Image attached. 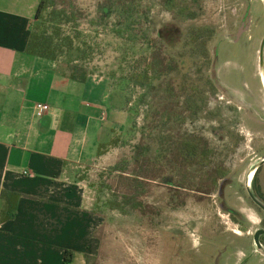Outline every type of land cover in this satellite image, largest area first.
Here are the masks:
<instances>
[{
	"label": "rangeland",
	"instance_id": "rangeland-1",
	"mask_svg": "<svg viewBox=\"0 0 264 264\" xmlns=\"http://www.w3.org/2000/svg\"><path fill=\"white\" fill-rule=\"evenodd\" d=\"M111 3L119 8L109 14L104 8ZM54 4L67 14L59 23L62 34L71 36L74 48L80 49L75 63L90 76L107 79L130 114L105 145L101 159L70 173L96 220V246L87 264H228L230 255L239 264L251 252L252 234L262 226V215L246 191L250 172L264 159L260 68L264 4L256 0H54ZM130 7L132 16L123 13ZM50 11L42 21L53 31ZM168 24L180 27L184 40L195 27L214 32L207 44L209 58L198 61L201 72L189 71L194 81L202 78L200 89L206 78L214 90L199 97V105L205 96L208 104L194 121L181 119L190 115L185 95L176 87L181 77L173 75L150 87L130 81L132 72L143 70L149 55L146 43L157 40L156 31ZM37 25L41 23L34 19L31 30ZM182 51L178 48L174 54ZM163 52L172 53L165 47ZM59 62L62 72L69 74L66 58ZM187 146L200 148L196 156L183 151ZM209 174L217 179L215 191L195 193ZM231 210L239 214L234 218Z\"/></svg>",
	"mask_w": 264,
	"mask_h": 264
},
{
	"label": "crops",
	"instance_id": "crops-1",
	"mask_svg": "<svg viewBox=\"0 0 264 264\" xmlns=\"http://www.w3.org/2000/svg\"><path fill=\"white\" fill-rule=\"evenodd\" d=\"M40 2L0 0V193L23 196L0 225V264H67L68 251V264H87L96 220L70 173L101 159L130 114L107 79L74 82L59 63L27 54ZM38 103L49 106L43 116Z\"/></svg>",
	"mask_w": 264,
	"mask_h": 264
},
{
	"label": "trees",
	"instance_id": "trees-1",
	"mask_svg": "<svg viewBox=\"0 0 264 264\" xmlns=\"http://www.w3.org/2000/svg\"><path fill=\"white\" fill-rule=\"evenodd\" d=\"M113 1V0H110ZM118 6L111 3L108 4L104 11L112 13L114 10H118ZM114 9V10H113ZM51 10V11H50ZM47 11H50L51 20L50 25L53 31L45 29L46 22H43L44 15ZM123 13L133 15L134 9L123 10ZM64 17L67 18V14L63 11H59L55 7L54 0H41L35 20L41 25H37L36 28H32L30 40L27 46V54L48 59L60 63L59 60L62 57L66 58L65 66L69 74L64 72L65 76H68L72 81L78 83H85L90 76L87 70L76 64L77 60L80 59V49L74 48V42L71 36H64L61 32L59 23H64ZM66 23V22H65ZM214 36V32L204 27H195L188 34L184 40V34L180 27L176 24H168L156 31L157 40H149L146 43V51L149 53L144 58V67L141 72H132L130 81L136 86L150 87L155 82H159L164 78H170L173 75L178 77L179 83L176 87L185 95V106L190 114L188 117H181L182 121L197 119L198 114L207 108V97L205 96L204 101L199 105V97L207 92H213V88H210V82L205 78L204 88L200 89L199 85L203 81L202 78L199 80H193L190 78L189 71L196 68L199 73L201 67L198 66V61L203 58H209V52L207 49L208 42L211 41ZM158 42L162 46H158ZM181 46V47H180ZM170 50L172 53L167 56L162 48ZM178 48L183 51L180 54H174ZM188 49V52L185 51ZM189 54L188 56H186ZM61 67V66H60ZM198 73V74H199ZM209 86V87H208ZM189 89L191 93L189 94ZM187 95V97H186ZM191 142L193 140H190ZM105 145L101 146L99 150V156L103 155V149ZM199 147H186L183 149L184 152H189V155L196 156V152L199 151ZM207 155L206 159H209L208 147L203 149ZM214 175L207 176L199 186L196 188L195 193L209 195L215 191L217 186V179ZM194 192V191H193ZM23 196L14 192L2 191L0 193V225L15 219L17 215V206L19 200ZM73 252L68 251L65 257V263H70L72 260ZM87 263L92 259V256H86Z\"/></svg>",
	"mask_w": 264,
	"mask_h": 264
},
{
	"label": "flooded vegetation",
	"instance_id": "flooded-vegetation-1",
	"mask_svg": "<svg viewBox=\"0 0 264 264\" xmlns=\"http://www.w3.org/2000/svg\"><path fill=\"white\" fill-rule=\"evenodd\" d=\"M256 1L264 4V0H256ZM249 22L251 23V21ZM259 164L260 165L256 166V168L252 169L254 174L252 178L249 177L250 184L248 185L246 192L250 201L253 203V207L256 209L257 213L262 215V220H261L262 226L252 234L250 239L251 252L248 255H245L244 256L245 258H243V260L239 264H264V255L261 254L259 251H257L256 248V237H258L261 246L264 248V209L261 208L253 199L254 196L264 205V164H261V162ZM261 173L263 174V178L260 181ZM230 214L235 218L239 213L236 210H231ZM222 257L223 255L220 256V258ZM227 261L228 264H234L235 256L230 255Z\"/></svg>",
	"mask_w": 264,
	"mask_h": 264
},
{
	"label": "water",
	"instance_id": "water-1",
	"mask_svg": "<svg viewBox=\"0 0 264 264\" xmlns=\"http://www.w3.org/2000/svg\"><path fill=\"white\" fill-rule=\"evenodd\" d=\"M260 68H261L262 77L264 79V39L262 41L261 48H260ZM261 164H264V160L261 161ZM253 199L261 208L264 209V205L258 199H256L254 196H253ZM256 248H257V251H259L261 254L264 255V248L261 246L258 240V237H256Z\"/></svg>",
	"mask_w": 264,
	"mask_h": 264
},
{
	"label": "built area",
	"instance_id": "built-area-1",
	"mask_svg": "<svg viewBox=\"0 0 264 264\" xmlns=\"http://www.w3.org/2000/svg\"><path fill=\"white\" fill-rule=\"evenodd\" d=\"M49 111V106L46 104H42V103H38L35 106V112L37 113L38 116H43L44 114H46ZM25 175H30L31 174L25 172Z\"/></svg>",
	"mask_w": 264,
	"mask_h": 264
},
{
	"label": "bare ground",
	"instance_id": "bare-ground-1",
	"mask_svg": "<svg viewBox=\"0 0 264 264\" xmlns=\"http://www.w3.org/2000/svg\"><path fill=\"white\" fill-rule=\"evenodd\" d=\"M262 84H263V87H264V79H263V77H262ZM253 174H254V172L252 171L251 175H250V178H252Z\"/></svg>",
	"mask_w": 264,
	"mask_h": 264
}]
</instances>
